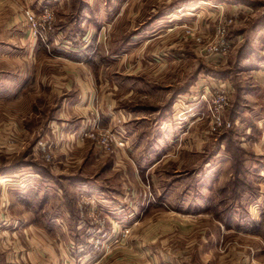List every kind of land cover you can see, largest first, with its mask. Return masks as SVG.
Wrapping results in <instances>:
<instances>
[{
	"label": "rangeland",
	"instance_id": "374dc122",
	"mask_svg": "<svg viewBox=\"0 0 264 264\" xmlns=\"http://www.w3.org/2000/svg\"><path fill=\"white\" fill-rule=\"evenodd\" d=\"M25 8L52 11V26L42 37L25 20ZM218 27L225 28L226 50H200L219 38ZM263 61L264 0H0V232L5 226L22 230L32 221L16 201L18 191L37 187L51 207L57 203L58 183L49 179L41 187L30 173L40 165L51 170L55 146L48 127H68L74 104L88 111L80 119L93 118L76 119L79 129L96 123L117 133L124 147L103 151L78 131L90 147L79 163L65 168L60 182L69 173L81 175L76 185H88L81 190L102 186L117 193L98 201L80 196L91 210L85 211L88 228L78 229L84 242L74 243L67 216L58 213L50 224L54 234L43 232L59 245L50 248L76 264L82 258L74 252L86 250L88 264H100L115 251L132 252L130 234L148 223L168 221L176 228L175 221H185L186 232L179 234L201 241L195 264H264V149L255 154L248 143L264 141ZM220 89L228 97L223 124L211 130L210 99ZM186 100L188 141L167 134L162 148H151V112L163 115L176 102L179 119ZM88 103L91 108H85ZM115 108L130 114L125 134L142 138L134 146L119 127L90 113ZM193 125L203 134L195 136ZM40 142L51 150V160ZM152 205L164 208L156 213L162 216L151 214ZM114 206L135 209L128 215ZM137 221L144 224L126 231ZM226 227L232 230L222 232ZM90 236L98 238L96 246ZM120 256L127 258L122 264H140L136 255Z\"/></svg>",
	"mask_w": 264,
	"mask_h": 264
},
{
	"label": "crops",
	"instance_id": "0c3cea01",
	"mask_svg": "<svg viewBox=\"0 0 264 264\" xmlns=\"http://www.w3.org/2000/svg\"><path fill=\"white\" fill-rule=\"evenodd\" d=\"M263 64H264V61L263 63L262 62L260 63V65H263ZM200 80L201 79H198L196 81V84L201 82ZM208 83H212V81L208 80ZM92 103L93 102H91V104ZM188 104L189 103L186 100L183 104L181 103V105L179 106V112H180L179 119H177L175 115L176 113L174 112L177 110L173 109L174 108L173 106L176 105V102L174 103L172 102V104H170L169 106V111L167 113H163V115H157L158 111H154V113L151 112V142H152L151 148H154V147L162 148V144L165 143V140H166L165 138L167 137V134H168L169 140H173L174 136L176 138L177 135H179L178 138L181 142L183 141L185 144L188 141L189 134H187V128H188L187 123L189 122V120H188V114L186 113ZM74 106L76 105L73 104V106L70 108L71 117L67 122V124L69 125L68 127L66 126L64 127L61 125H57V126L50 125L48 127L50 128V132H51V135L49 137L50 141H52L55 146V151H54L55 157H53V161H52L53 166L51 170L49 169L50 171L48 172V175H45V176L43 173L38 172V171L30 173L32 176H34L33 179L35 178L34 180L36 184H38V179L41 180L39 181V185L41 187H42V184H45V181L49 179H52L51 181L54 184L55 177H58V176L63 177L60 174H64V173L67 174L68 172L64 171L65 168L67 169L68 166H70V164L75 165L79 163L80 160L82 159L81 157L82 154L84 156L85 152H87L86 150L89 145L86 144V142L82 141L80 137H77V135L79 131V128H78L79 125L82 122L88 121L90 118L85 119V121L80 119V117H82V115L87 114L88 111L82 110L81 107H79L78 109H74ZM81 106H85V105H81ZM85 108H91L90 104L88 103ZM90 113L91 115H95V117L100 118V119L106 118L109 124L112 123L113 125H116L117 127H119V129H121L124 135L127 134L126 136L127 143L128 141H130L129 143L131 144V146L135 145L134 140L137 141V139H142V138L137 137L138 134L137 136L133 135V138L131 136H128V132L125 134L124 124H126V120L129 119L130 114L127 113L124 109L115 108L114 110H109V109L106 111L102 110L101 115L100 114L98 115L96 113L94 114L92 112ZM76 119L77 121L81 122L79 125L75 123ZM92 119L93 118H91L90 120ZM252 120L255 121L254 119ZM100 122L103 123V120H100ZM199 126L200 125H193L191 128L195 136L199 134H203V129L201 126L200 127ZM247 126H250V125H247ZM192 139L198 140L197 137H194V138L192 137ZM250 141H248V143L250 144L249 147H254L257 150V152H254V151L253 152L255 154L261 153L262 149H264V141L260 139L253 140V141L250 140ZM67 145L69 146V148L72 147V149H70V151H67V152L63 151L62 150L63 147L65 146L67 147ZM258 160L260 161L261 159L258 158ZM65 164H68V165L65 166ZM67 176L72 177V178L73 177L77 178L78 176L81 179H84V177H81V175H71L70 173L64 177H67ZM84 185H87V183L82 182L81 184H79V186L77 185L74 186V194L72 195V201L74 203L73 204L74 210L76 211V215H77L75 222L73 221V217H71L70 210L64 205L65 190L60 185L55 186L56 192H59V197L57 199V203L53 207H51V203L49 202V198H48L49 196L47 195L46 192H44V190L42 192H39V189L37 187H34V189L27 187L25 189L18 191L16 194V197H18L16 198V201L23 207L24 210H28L31 212L32 221L30 222V224L25 226L22 230L18 228V230H14L13 232L9 231V226H5V227L3 226L4 227L3 231L0 232V248L3 249L2 252H4V253H0V256H1L3 264H61L64 260H68V262L72 264H76V261L74 262L72 260L73 257L69 255H60V252H58L57 250H54L53 248H50L49 244L51 243L52 244L54 243L55 248H58L59 245L58 243L55 242L54 238L49 239V237H46L43 232L46 231L50 236H52L54 232L51 229L50 224L56 223L55 219L58 213H63L64 215L67 216L69 232L73 239V237L75 236L73 232V228L76 229L77 233L79 234L81 230H78V229H84L85 227L88 228L89 224L87 222L91 221L90 219L91 217L88 218L89 216L85 214V211L87 213L91 211L89 209L90 206L87 204H84L81 201L80 196L81 195H83L84 197L92 196L93 198L97 199V197L113 196L115 195L114 193H117V192H113L112 189H106L105 187L103 188L102 186L99 188H91L89 186L88 190L84 191L85 189L81 190V188ZM78 187L81 190V192L78 190ZM107 191L110 194H108ZM32 198L36 203L34 205V209L31 207L33 206L31 203ZM106 199L107 198H105L104 200ZM98 200L99 199H97V201ZM104 200L102 201L101 199L100 202H104ZM47 203H49L48 206L46 205ZM99 207L100 209L103 208L100 204H99ZM114 208L116 209L115 212L117 213L127 212L129 215L131 211H134L135 206H130V207L114 206ZM143 208L145 207L141 206L139 210L142 211ZM96 210H98L97 207H96ZM148 210H150L151 214L156 215V213L161 212V210H164V208L160 205L158 206L152 205L151 207L148 208ZM164 212H168V211L165 210ZM170 212H174V211L170 210ZM160 216L162 215H156V217H160ZM175 222H178L179 227L175 228L172 225V223L171 222L168 223V221H163L161 223L152 221L148 223V226H144L138 232L134 231L132 235L130 234L129 240H130V243L134 246L132 252L115 251L114 253L110 254L111 256L109 255L105 257L101 261L102 263L100 264L125 263L127 261L126 260L127 258L125 256H120V255H126V254L136 255L137 261H139L140 264H147L149 261L152 262L153 264H195L194 259H196V255L194 252H196V250L198 251L202 249L201 241L199 238L189 239L186 235H180L179 233H183V232H184L183 234H185L186 232L185 226L187 223L185 221H175ZM142 224L144 223L138 222V221L135 223L132 222L128 228L129 229L135 228L136 230V229H139L142 226ZM17 227H20V226H17ZM146 227H147V230H146ZM244 228H247V227H244ZM223 230L224 231L222 232L232 230V227H226ZM248 232L250 233V231H247V233ZM259 234H262V232H260ZM261 238L263 239L262 236ZM245 242L246 241H243L244 244ZM19 249H22L23 251L20 253ZM119 250H122V249H119ZM85 252L86 250H84L83 252H79V253L74 252L76 255L79 254L77 258L79 257L82 258V261H79L81 263L77 262L78 264H88L87 258H90V257L85 258L84 256ZM192 255H195V258ZM167 258H169V260L171 261L168 262ZM217 258H219V256ZM227 264H230V263L228 262Z\"/></svg>",
	"mask_w": 264,
	"mask_h": 264
},
{
	"label": "built area",
	"instance_id": "2783aa9c",
	"mask_svg": "<svg viewBox=\"0 0 264 264\" xmlns=\"http://www.w3.org/2000/svg\"><path fill=\"white\" fill-rule=\"evenodd\" d=\"M24 18L27 22L32 24L31 26L34 28L35 34L42 37L44 32L50 30L52 26L53 13L50 9L44 8L40 14H35L32 9L25 8ZM217 33L219 38L215 41V43H208L207 45L200 47V50L212 51L216 53L225 51L228 46L227 41L224 39L225 28L218 27ZM196 40L200 41L201 39L197 36ZM227 99V94H225V92L221 89L216 91V93L211 97L209 105L210 116L212 118L211 130H217L222 126L223 118L221 111L224 108ZM79 133L81 134V138H87L94 141L103 151L106 152L122 149L124 147V140H122L117 133L113 132L111 129L99 127L96 123L91 124L87 128L83 127L82 129H79ZM39 144L45 159L51 160L53 157L51 150L46 147L45 143L40 142ZM102 226L103 222L98 220L96 227L100 229ZM128 229L129 228H127L126 231H128ZM89 239L92 240L91 242L93 243V246H96L98 238L94 239L93 236H90ZM79 246L80 245H77V247ZM78 249H80V247Z\"/></svg>",
	"mask_w": 264,
	"mask_h": 264
},
{
	"label": "trees",
	"instance_id": "16d2710c",
	"mask_svg": "<svg viewBox=\"0 0 264 264\" xmlns=\"http://www.w3.org/2000/svg\"><path fill=\"white\" fill-rule=\"evenodd\" d=\"M38 172L43 173L44 175H48L47 168L40 165V167L36 168ZM63 178L61 176L55 177V182L58 183L62 188L65 190V198H64V205L70 210L71 217H73V221H76L77 215L76 211L74 210V203L72 201V195L74 194V186L76 185L77 178L76 177H66L67 182L61 183L60 179ZM73 232L75 236L73 237L74 243H81L85 241V235H79L76 229L73 228ZM0 264H3L1 256H0Z\"/></svg>",
	"mask_w": 264,
	"mask_h": 264
}]
</instances>
